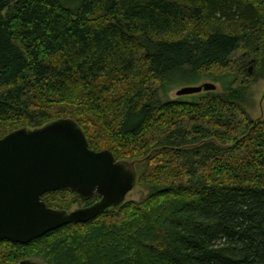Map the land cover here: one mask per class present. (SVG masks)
I'll use <instances>...</instances> for the list:
<instances>
[{"label":"trees","instance_id":"16d2710c","mask_svg":"<svg viewBox=\"0 0 264 264\" xmlns=\"http://www.w3.org/2000/svg\"><path fill=\"white\" fill-rule=\"evenodd\" d=\"M263 63L264 0H0V138L72 118L148 188L87 222L0 241V264H264V119L242 103ZM200 78L222 92L167 97ZM65 194L98 199L42 200L64 209Z\"/></svg>","mask_w":264,"mask_h":264},{"label":"water","instance_id":"95a60500","mask_svg":"<svg viewBox=\"0 0 264 264\" xmlns=\"http://www.w3.org/2000/svg\"><path fill=\"white\" fill-rule=\"evenodd\" d=\"M215 89L206 82L182 87L176 95ZM136 179L135 161L116 160L108 149H90L72 118L11 131L0 138V241L25 244L61 226L87 222L119 207ZM58 190L98 199L70 211L47 206L42 195Z\"/></svg>","mask_w":264,"mask_h":264},{"label":"rangeland","instance_id":"374dc122","mask_svg":"<svg viewBox=\"0 0 264 264\" xmlns=\"http://www.w3.org/2000/svg\"><path fill=\"white\" fill-rule=\"evenodd\" d=\"M243 52H244V47L243 44H241L237 49V51L233 54L232 58L233 59L238 58ZM249 68L251 69V66H249ZM254 75H255L254 83L250 85L247 89L242 91L243 94L242 103L245 109L247 110L250 118L264 119V68L263 69H260V67L255 68ZM206 82L215 84L216 91L222 92L224 82L221 83L215 79L200 78L198 82L192 84V86L201 85ZM185 86L183 85V86L172 87L171 90L167 92V97L171 99L176 98L177 96L176 91ZM147 194H148V188L136 182L133 189L126 195L125 201L126 202L140 201L143 198H145ZM56 206L64 208L67 211H70L75 208H79L82 205L76 201V198L74 197L73 194H65L63 197L60 198L57 197ZM22 261H28L33 264H45L41 259H37V258H28Z\"/></svg>","mask_w":264,"mask_h":264}]
</instances>
